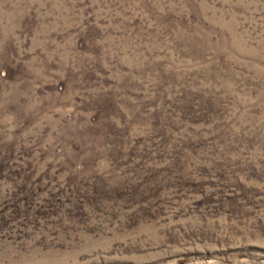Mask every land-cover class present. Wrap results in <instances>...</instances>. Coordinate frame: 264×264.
<instances>
[{
	"label": "rangeland",
	"instance_id": "374dc122",
	"mask_svg": "<svg viewBox=\"0 0 264 264\" xmlns=\"http://www.w3.org/2000/svg\"><path fill=\"white\" fill-rule=\"evenodd\" d=\"M0 264H264V0H0Z\"/></svg>",
	"mask_w": 264,
	"mask_h": 264
}]
</instances>
